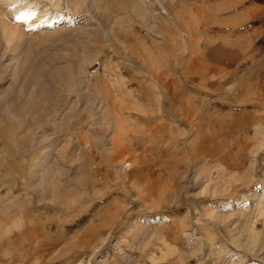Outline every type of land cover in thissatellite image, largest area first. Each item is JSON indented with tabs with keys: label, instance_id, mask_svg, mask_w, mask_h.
<instances>
[{
	"label": "rangeland",
	"instance_id": "1",
	"mask_svg": "<svg viewBox=\"0 0 264 264\" xmlns=\"http://www.w3.org/2000/svg\"><path fill=\"white\" fill-rule=\"evenodd\" d=\"M185 2L0 0V264H264V16Z\"/></svg>",
	"mask_w": 264,
	"mask_h": 264
},
{
	"label": "bare ground",
	"instance_id": "2",
	"mask_svg": "<svg viewBox=\"0 0 264 264\" xmlns=\"http://www.w3.org/2000/svg\"><path fill=\"white\" fill-rule=\"evenodd\" d=\"M186 2L188 1V0H185ZM190 1V0H189ZM192 1H194V0H192ZM219 2H218V5L217 6H212V7H214L215 9V15H214V17H213V19L215 18V22L216 23H218V25H223V27L225 26L226 27V29H228L229 31V35H232L233 33H235V25H236V23H235V25H234V23H231V20L230 19H234L235 20V18L237 17V14H240V15H242V14H247V16H248V20L249 19H251V18H258V17H262V16H264V0H262V1H256V0H218ZM185 2V3H186ZM190 3H192V5H193V3L194 2H190ZM189 3V4H190ZM212 5V4H211ZM191 6V5H190ZM195 8V7H194ZM199 8V7H198ZM196 9V8H195ZM178 10V9H177ZM198 10V9H197ZM199 10H200V8H199ZM199 10L198 11H196V12H199ZM213 10V9H212ZM241 10V12H239ZM194 11V10H193ZM200 12H201V10H200ZM181 13V12H180ZM190 13H192V12H190ZM175 14V13H174ZM196 14V13H195ZM194 14V15H195ZM201 14V13H200ZM202 15V14H201ZM205 15V14H204ZM212 16V15H211ZM246 16V17H247ZM176 18V17H175ZM179 18V17H178ZM177 18V19H178ZM212 18V17H211ZM204 19V18H203ZM227 19H229V20H227ZM205 20H207V19H205ZM248 20H246L247 22H248ZM213 21V22H214ZM233 21V20H232ZM179 22V21H178ZM238 23L239 24H241V23H243V21L241 20V18L238 20ZM4 25H6V24H4ZM207 26V25H206ZM241 26V25H240ZM237 27V26H236ZM248 27V26H247ZM238 28V27H237ZM244 28V27H243ZM242 28V29H243ZM248 28H250V27H248ZM259 28V27H258ZM245 30H247V29H244V31ZM257 32H259V31H257ZM245 33V32H244ZM228 34V33H227ZM242 34H243V32H242ZM258 36V35H257ZM259 37V36H258ZM255 40V39H254ZM236 49H235V46H234V44L233 43H228V44H224V46H219L217 49H216V53L217 54H219V56H218V60L220 59V58H224L223 60L224 61H226V63L225 64H227V65H231L232 63H233V60L237 57V54H236ZM239 53V52H238ZM240 54V53H239ZM28 63V59H27V57H24V58H22L21 59V61L20 62H18V65H17V67H18V71H22V69H23V67H25V65ZM222 64V63H221ZM224 64V65H225ZM216 65V64H215ZM221 66H223V65H221ZM218 67V66H217ZM228 67V66H227ZM36 68V67H35ZM223 69V68H222ZM225 69H226V67H225ZM212 70V72L215 74V75H220V73H221V71H220V68L218 67V68H212L211 69ZM210 69H209V67H207V68H205V70H204V72H207V74H208V72L209 71H211ZM227 70L229 71V69L227 68ZM231 70V69H230ZM228 71H227V73H228ZM227 73H224V75L225 74H227ZM19 74V73H18ZM17 74V75H18ZM207 74L206 75H204L205 77L207 76ZM229 74V73H228ZM50 75V74H49ZM156 75V74H155ZM155 75H154V77H155ZM223 75V74H222ZM223 75V76H224ZM36 76V75H35ZM251 76V75H250ZM33 77H34V75H33ZM50 77H52V76H50ZM226 77V76H225ZM229 77V76H228ZM35 78V77H34ZM33 78V79H34ZM155 78H157V77H155ZM38 79V78H37ZM36 79V80H37ZM159 79V77L157 78V79H155V80H158ZM225 79V78H224ZM35 80V79H34ZM68 80V79H67ZM228 80V79H227ZM240 80V79H239ZM87 81V80H86ZM245 81V80H244ZM38 82V81H37ZM235 82V81H234ZM239 83V82H238ZM241 83V82H240ZM244 83V82H243ZM43 84V83H42ZM135 84V83H134ZM170 84V83H169ZM167 86V85H166ZM169 86V85H168ZM37 88V87H36ZM35 88V89H36ZM178 89H179V87H178ZM212 89V88H211ZM217 89L218 90H224V89H226V90H230L231 91V86H227V83H226V80H222V82H220L219 84H217ZM168 90V89H167ZM67 91V90H66ZM178 92H179V90H177ZM217 92V91H216ZM229 93V92H228ZM35 94H37L40 98H42V99H47V103H48V106H51L53 103H54V99H53V96H52V92L49 90V89H47V88H45L44 86H40V87H38V89L37 90H35ZM79 98V97H78ZM172 99V98H171ZM38 100V99H37ZM113 100V99H112ZM43 101V100H42ZM116 102V101H115ZM92 103V102H91ZM101 104V103H100ZM116 104H118V103H116ZM123 104V103H122ZM124 106H125V104H123ZM123 105H122V107H123ZM26 106H28V105H26ZM53 106V105H52ZM118 107L120 106L119 104L117 105ZM126 107V106H125ZM124 107V108H125ZM49 108V107H48ZM20 109V108H19ZM111 109V108H110ZM128 109H132L131 108V106H130V108L128 107ZM21 110V109H20ZM49 110V109H48ZM122 110V109H121ZM112 111H113V109H112ZM111 111V112H112ZM120 111V110H119ZM14 112V111H13ZM51 112V111H50ZM114 112V111H113ZM135 112V111H134ZM181 115H182V117H181V119H183V120H187V118H188V114L186 113V115L185 116H183V114L181 113ZM42 116H43V114H42ZM41 116V117H42ZM44 117V116H43ZM91 120V119H90ZM117 121V120H116ZM38 125V124H37ZM13 129V128H12ZM27 141V140H26ZM113 146H114V148H115V150L116 151H119V153L120 152H123V151H125L126 149H127V147L124 145V144H122V145H120L119 143H118V141H113ZM240 174V173H239ZM42 180V179H41ZM31 184H32V181L30 182ZM32 186V185H31ZM38 186V185H37ZM36 190V189H35ZM41 196V195H40ZM43 197V196H42ZM41 199V198H40ZM40 201V200H39ZM55 201V200H54ZM27 202V201H26ZM16 205V204H15ZM14 205V206H15ZM62 205V204H61ZM56 206V205H55ZM59 206V205H58ZM7 209V208H6ZM3 210V207L1 208V211ZM3 212V211H2ZM6 212V211H5ZM12 212V211H11ZM18 212V211H17ZM20 212V211H19ZM23 213V212H22ZM119 213V212H118ZM3 214V213H2ZM25 214V213H24ZM11 215V214H10ZM9 215V216H10ZM15 215H16V213H15ZM3 216V215H2ZM4 217V216H3ZM8 217V216H7ZM11 217V216H10ZM18 218V217H17ZM3 219V218H2ZM6 219H8V218H6ZM26 219V218H25ZM22 220V219H21ZM2 222H3V220H2ZM7 223V222H6ZM5 223V224H6ZM6 225H8V224H6ZM10 225V224H9ZM22 232V231H21ZM8 233V232H7ZM1 235V234H0ZM21 235V234H20ZM19 235V236H20ZM24 235H26V234H24ZM7 236V235H6ZM17 236H18V234H17ZM16 239H17V237H16ZM11 240V239H10ZM66 242V241H65ZM6 244V243H5ZM3 245V244H2ZM63 247V246H62ZM88 247V236L87 237H85L84 238V240H83V243H81V244H78L77 245V243H73V242H71L70 243V246H69V251H72L73 249H75V248H83L84 250H85V248H87ZM64 249H67L66 247H64ZM75 251V250H74ZM52 252V251H51ZM65 252V251H64ZM68 252V251H67ZM60 253V252H59ZM21 254V253H20ZM40 254V253H39ZM80 260V259H79ZM79 260H78V262H79ZM9 261V260H8ZM7 261V263H9ZM14 261V260H13ZM72 262V261H71ZM77 262V261H76ZM82 261L80 260V262H79V264H82L81 263ZM15 263V262H14ZM1 264H3V262L1 263ZM12 264V263H11ZM17 264V263H16ZM75 264V263H74Z\"/></svg>",
	"mask_w": 264,
	"mask_h": 264
},
{
	"label": "snow or ice",
	"instance_id": "3",
	"mask_svg": "<svg viewBox=\"0 0 264 264\" xmlns=\"http://www.w3.org/2000/svg\"><path fill=\"white\" fill-rule=\"evenodd\" d=\"M24 15H25L24 13H21L20 15H18V16L16 17V19H17V20H20Z\"/></svg>",
	"mask_w": 264,
	"mask_h": 264
}]
</instances>
